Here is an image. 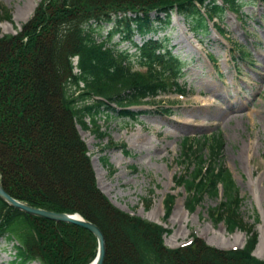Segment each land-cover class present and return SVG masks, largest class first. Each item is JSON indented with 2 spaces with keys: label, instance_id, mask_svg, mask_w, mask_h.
Masks as SVG:
<instances>
[{
  "label": "trees",
  "instance_id": "1",
  "mask_svg": "<svg viewBox=\"0 0 264 264\" xmlns=\"http://www.w3.org/2000/svg\"><path fill=\"white\" fill-rule=\"evenodd\" d=\"M247 3L41 0L21 31L0 36V182L5 190L30 206L79 213L95 224L106 239L104 264H264L253 254L258 234L245 229L241 220L242 200L223 162L220 133L194 144L189 138L183 140L181 158L194 168L177 184L190 194V211L204 194L217 196L222 186L223 208L212 209V215L216 211L229 232H249L244 248L230 251L213 248L200 238L171 249L164 242L170 230L116 207L99 189L88 147L77 129L79 125L89 129V120L90 129L102 140L107 134L99 123L102 117L134 120L137 113L126 109L132 103L185 95L178 83L185 61L172 53L167 38L156 36L179 14L203 43L210 22L224 34L216 20L223 23L228 13L243 20ZM109 23H115L114 29L98 42L104 24ZM116 33L130 41L140 35L144 42L133 43L137 49L133 55L118 52L107 46ZM245 57L240 50V59ZM137 66L146 71L135 70ZM103 162L108 164L106 159ZM173 203L170 196L167 215ZM1 238L15 243V257L9 264H90L98 250L97 239L88 230L31 216L2 199Z\"/></svg>",
  "mask_w": 264,
  "mask_h": 264
},
{
  "label": "rangeland",
  "instance_id": "2",
  "mask_svg": "<svg viewBox=\"0 0 264 264\" xmlns=\"http://www.w3.org/2000/svg\"><path fill=\"white\" fill-rule=\"evenodd\" d=\"M40 1L0 0V36L21 31ZM251 1L245 0L243 20L234 13H228L222 24L216 20L224 34L210 22L203 45L179 14L156 36L167 38L169 48L185 61L178 83L187 96L170 94L132 103L126 109L137 113L134 120L102 117L99 123L107 132L102 140L90 129L89 120V129L79 127L99 188L119 209L170 230L164 242L173 249L194 236L219 250L241 249L249 237L247 230L254 229L259 237L254 255L264 260V4ZM114 27L115 23L104 24L97 40L107 39ZM122 37L116 33L107 45L133 55L136 47ZM133 41L142 45L144 39L136 36ZM240 50L246 53L245 60L240 59ZM216 133L223 137V162L242 200L239 214L247 230L231 233L216 211L212 215V209L223 208L222 186L217 196L204 194L190 211L186 206L190 194L176 184L194 168L181 158L183 139L189 137L194 144ZM170 196L174 203L168 216ZM14 244L0 239V264L14 260Z\"/></svg>",
  "mask_w": 264,
  "mask_h": 264
},
{
  "label": "water",
  "instance_id": "3",
  "mask_svg": "<svg viewBox=\"0 0 264 264\" xmlns=\"http://www.w3.org/2000/svg\"><path fill=\"white\" fill-rule=\"evenodd\" d=\"M0 199H2L10 207L14 209H18L31 216H36L59 223L71 224L88 230L97 238L98 241V253L95 260L91 264H104L106 252H107L106 239L102 231L99 229V227H97L92 222L83 218L80 214L60 213V212H54V211H49V210L30 206L12 197L5 190L1 182H0Z\"/></svg>",
  "mask_w": 264,
  "mask_h": 264
},
{
  "label": "bare ground",
  "instance_id": "4",
  "mask_svg": "<svg viewBox=\"0 0 264 264\" xmlns=\"http://www.w3.org/2000/svg\"><path fill=\"white\" fill-rule=\"evenodd\" d=\"M220 96H221V94H220Z\"/></svg>",
  "mask_w": 264,
  "mask_h": 264
}]
</instances>
